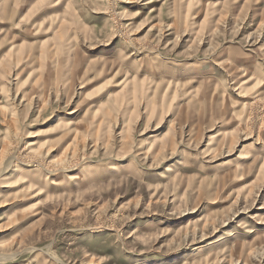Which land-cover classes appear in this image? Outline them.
<instances>
[{
	"label": "rangeland",
	"instance_id": "obj_1",
	"mask_svg": "<svg viewBox=\"0 0 264 264\" xmlns=\"http://www.w3.org/2000/svg\"><path fill=\"white\" fill-rule=\"evenodd\" d=\"M0 264H264V0H0Z\"/></svg>",
	"mask_w": 264,
	"mask_h": 264
}]
</instances>
